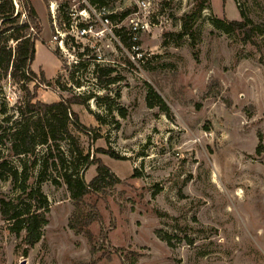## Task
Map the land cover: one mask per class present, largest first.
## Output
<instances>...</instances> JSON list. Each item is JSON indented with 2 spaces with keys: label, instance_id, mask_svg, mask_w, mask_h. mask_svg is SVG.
<instances>
[{
  "label": "rangeland",
  "instance_id": "obj_1",
  "mask_svg": "<svg viewBox=\"0 0 264 264\" xmlns=\"http://www.w3.org/2000/svg\"><path fill=\"white\" fill-rule=\"evenodd\" d=\"M22 1L14 0L20 24L26 21ZM106 2L118 16L115 35L118 28L132 33L138 27L135 48L128 50L92 20L93 34L83 44L96 46L103 61L82 69L75 63L81 41L62 50L54 40L51 7L59 25L83 1L32 0L43 25L32 69L50 81L37 90L41 102L94 96L88 107L73 105L88 132H72L83 154L101 159L114 177L78 208L62 170L53 165L62 154L73 161L68 143L53 145V158L40 146L38 158H50L49 179L40 184L49 202L48 224L41 241L28 248L25 231L18 236L11 230L0 204V264H264V151L257 153L264 145V0H209L193 23L194 36L180 39L170 34L183 31L196 0ZM217 19L245 22L252 34L226 33L214 25ZM10 35L0 37V47L14 51L17 42ZM98 66L114 68V84L106 86L109 77L102 72V83L97 79ZM28 85L34 92V83ZM148 85L166 102L168 115L158 106L148 108ZM24 86L0 68V124L20 116ZM6 147L0 145L2 158L8 157ZM10 160L19 166L18 159ZM41 169L34 171L31 187L39 185ZM96 169L80 166L87 184ZM54 178L61 186L52 184ZM19 194L11 180L0 179V202L22 207L26 199ZM77 212L92 219V239L71 228Z\"/></svg>",
  "mask_w": 264,
  "mask_h": 264
},
{
  "label": "trees",
  "instance_id": "obj_2",
  "mask_svg": "<svg viewBox=\"0 0 264 264\" xmlns=\"http://www.w3.org/2000/svg\"><path fill=\"white\" fill-rule=\"evenodd\" d=\"M92 4L107 5L106 0H91ZM209 0H196L193 11L186 15L183 22V31L177 34H170L171 37L177 39L187 35L194 36L193 23L198 19L201 13L208 8ZM22 5L26 16L25 23H19V13L16 14V5L14 0H0V37L7 33L12 40L17 42L15 50L8 49L7 46L0 47V68L10 74L17 81H22L25 85L27 98L24 106L19 109L20 116L18 118L5 117L0 124V145L7 146L9 154L7 158L0 156V179L11 180L20 193L19 197H25L22 207L2 199L1 214L6 221L11 223V230L18 236L25 231L24 242L28 248H34L42 239L44 227L48 224L47 213L49 211V202L42 193L40 184L46 182L48 178V170L50 169V158H53V145L61 149L60 143L67 142L73 161L69 163L68 158L62 154L58 161H54V167L62 170L61 177L66 185L73 203L79 208L80 203L89 194L95 193L98 186L108 177H114L110 168L104 164L101 159L91 158V154H83L80 147L78 137L72 132V128L86 133L87 126L82 124L79 115L73 110V105H83L88 107L91 95L73 96L67 99H61L59 102L44 103L37 100V90L41 86H50V81L44 73L40 76L33 71L32 65L36 58V42L41 39L43 25L41 19L32 4V0H23ZM131 14V10L124 12L120 19H126ZM118 18L112 14L110 19L112 22ZM62 20V19H61ZM69 13L65 14L62 23H69ZM214 25L226 33L235 31L246 32L252 34V29L248 28L245 22L222 20H214ZM116 37L120 42L127 46L128 50L134 45L132 42V34L123 28H118ZM116 33V32H115ZM121 43V44H122ZM85 52L81 53L80 49L77 53L80 62L77 65L82 69L91 64L90 59L84 58L86 53L91 50L85 47ZM59 56V52L56 50ZM99 67V66H98ZM95 73L97 79L102 83V76L99 72L106 75L105 85L115 83V78L110 76L115 72L114 68H98ZM11 70V71H10ZM29 83H34V92L29 88ZM81 83H77V87H82ZM149 92L146 98L148 108L159 107L161 111L167 115L170 109L163 98L155 91L154 87L148 85ZM3 114L6 115L4 111ZM123 117L126 112L121 111ZM100 120V119H98ZM45 146L48 149L47 155L43 160L38 158V148ZM264 151V145L260 142L257 153L260 155ZM98 153L109 155L116 160H124L125 158L115 154L111 150L98 149ZM10 158H16L19 166L13 164ZM70 164L72 166H70ZM41 166L39 176V185L31 187L30 179L33 177L34 171ZM97 166L96 177L87 184L84 175L80 172V166ZM137 174L138 171L136 170ZM134 174V175H136ZM60 178H54L52 184L61 186ZM118 178L112 180L113 183L119 182ZM92 219L84 216L82 212H77L74 219L71 220L70 226L77 233H84L92 239V233L89 230Z\"/></svg>",
  "mask_w": 264,
  "mask_h": 264
},
{
  "label": "built area",
  "instance_id": "obj_3",
  "mask_svg": "<svg viewBox=\"0 0 264 264\" xmlns=\"http://www.w3.org/2000/svg\"><path fill=\"white\" fill-rule=\"evenodd\" d=\"M83 1V8L76 13L72 12L69 13L70 21L69 23H62L57 24V10L54 9V6L51 7V13L52 18L54 21V29L56 31V35L54 36V40L59 42V46L62 50H64V47H67L66 44L71 42L78 43V41H81L83 50H80L81 53L85 52V47H88L91 51L89 53H86L84 58L90 59L91 62L95 63H102L103 59L101 54H99V49L96 48V46L92 45H85L83 44V40L88 39L89 35L93 34V28L94 23H92V20L94 22L100 23L105 30L109 29V32L111 34V37H113L115 40L118 41V38H116V35L114 33V26L112 25V20L110 19V16L112 15L107 5H97L92 4L87 0ZM142 5L146 7L145 1L142 2ZM119 25H116L115 27H118ZM138 27L135 26L132 30V35L136 34ZM132 39L136 40V36H133ZM135 48V45H134ZM75 49V47H74ZM95 52L96 56H93V58L90 57L91 52ZM77 55V54H76ZM80 62V59L77 56L76 64Z\"/></svg>",
  "mask_w": 264,
  "mask_h": 264
}]
</instances>
